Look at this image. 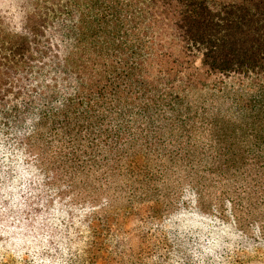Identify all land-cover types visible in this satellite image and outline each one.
<instances>
[{
	"label": "trees",
	"instance_id": "trees-1",
	"mask_svg": "<svg viewBox=\"0 0 264 264\" xmlns=\"http://www.w3.org/2000/svg\"><path fill=\"white\" fill-rule=\"evenodd\" d=\"M12 143L39 174L90 187L89 208L99 191L108 204L127 193L121 221L86 226L72 264H230L263 251L241 227L225 239L203 222L187 237L167 223L179 189L194 218L218 189L234 221H264V0H0L8 226L41 191L20 202L11 175L28 174L7 158ZM124 219L137 222L116 232ZM16 233L0 229L6 244Z\"/></svg>",
	"mask_w": 264,
	"mask_h": 264
},
{
	"label": "rangeland",
	"instance_id": "rangeland-1",
	"mask_svg": "<svg viewBox=\"0 0 264 264\" xmlns=\"http://www.w3.org/2000/svg\"><path fill=\"white\" fill-rule=\"evenodd\" d=\"M14 143V142H13ZM9 147L8 159L19 163L20 167L27 172L26 179L19 180L15 174L11 175V182L18 190L20 202H25L26 197L32 190L41 189L36 192L34 206L27 208L25 211L21 210L20 220H9L11 225L4 224V220L0 221V229L2 225L7 228L15 229L16 239L11 240L6 244L5 234H0V264H72L74 256L81 254L83 250V237L87 238V227L89 224L99 223L104 229L106 219L120 220V210L126 209L125 199L127 193L118 194L113 199L112 203L108 204V199H105L106 193L98 192L97 200L92 202L91 206L86 203L93 195L90 187L81 188L78 186L75 189L68 190V186L61 178L55 177L52 181L48 176L41 175L35 169L30 160H24L19 148L14 145ZM91 179V178H90ZM121 182V181H119ZM182 189L174 192L175 194H182L174 200V205H181L175 207L180 209L177 211L175 217L171 216V222L167 223L169 229L171 225L174 226L180 221L182 223L181 233L187 237L190 234L202 233L201 225L203 222L215 231L225 234L222 237L229 239L232 233L240 230L246 237H256V239L263 243L264 236L259 232L263 228L264 221L254 212V217L246 222L242 219L234 221L233 215H240L229 211L226 197L220 198L218 189H211L207 193L210 198L212 210H208L206 214L194 218V214L198 213L193 202V196L187 194L188 191L183 192ZM38 193L39 196H38ZM173 193V191H172ZM111 194V193H110ZM36 199V200H35ZM86 199V200H85ZM107 200V203L105 202ZM177 201H183L179 203ZM241 216L244 218L246 215ZM2 218V217H0ZM117 222L115 226L116 232L122 230H132L135 221L127 223ZM5 243V244H4ZM136 257V256H135ZM81 263H88L84 255H81ZM230 264H264V249L261 252H247L242 254H235L234 261Z\"/></svg>",
	"mask_w": 264,
	"mask_h": 264
}]
</instances>
